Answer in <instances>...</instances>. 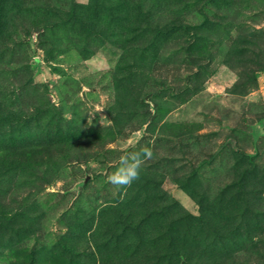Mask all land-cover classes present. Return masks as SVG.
<instances>
[{
	"label": "rangeland",
	"instance_id": "374dc122",
	"mask_svg": "<svg viewBox=\"0 0 264 264\" xmlns=\"http://www.w3.org/2000/svg\"><path fill=\"white\" fill-rule=\"evenodd\" d=\"M0 264H264V0H0Z\"/></svg>",
	"mask_w": 264,
	"mask_h": 264
},
{
	"label": "clouds",
	"instance_id": "9594fccd",
	"mask_svg": "<svg viewBox=\"0 0 264 264\" xmlns=\"http://www.w3.org/2000/svg\"><path fill=\"white\" fill-rule=\"evenodd\" d=\"M151 148L144 146L119 157V165L108 176V182L118 190H126L141 177L146 160L152 157Z\"/></svg>",
	"mask_w": 264,
	"mask_h": 264
}]
</instances>
